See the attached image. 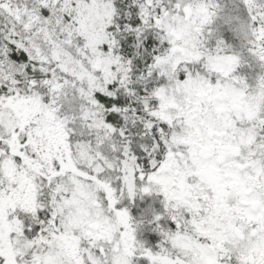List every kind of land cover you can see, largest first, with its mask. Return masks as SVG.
<instances>
[{"label":"snow or ice","instance_id":"snow-or-ice-1","mask_svg":"<svg viewBox=\"0 0 264 264\" xmlns=\"http://www.w3.org/2000/svg\"><path fill=\"white\" fill-rule=\"evenodd\" d=\"M0 264H264V0H0Z\"/></svg>","mask_w":264,"mask_h":264}]
</instances>
